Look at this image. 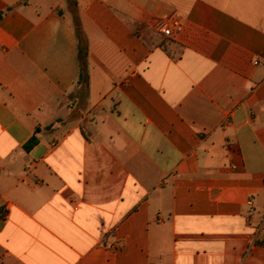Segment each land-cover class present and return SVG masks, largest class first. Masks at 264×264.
<instances>
[{"label": "crops", "instance_id": "0c3cea01", "mask_svg": "<svg viewBox=\"0 0 264 264\" xmlns=\"http://www.w3.org/2000/svg\"><path fill=\"white\" fill-rule=\"evenodd\" d=\"M68 11L0 0V264H264V0H76L85 91Z\"/></svg>", "mask_w": 264, "mask_h": 264}, {"label": "trees", "instance_id": "16d2710c", "mask_svg": "<svg viewBox=\"0 0 264 264\" xmlns=\"http://www.w3.org/2000/svg\"><path fill=\"white\" fill-rule=\"evenodd\" d=\"M69 9L73 13V25L75 28V32L79 39V52H78V59H79V66H80V75L77 81V85L82 91H85L88 85V73H87V39L86 36L81 28L80 21L78 15L76 13V0H68ZM1 16V15H0ZM37 142V137L33 135L29 141L25 144L24 149H30L34 144Z\"/></svg>", "mask_w": 264, "mask_h": 264}, {"label": "built area", "instance_id": "2783aa9c", "mask_svg": "<svg viewBox=\"0 0 264 264\" xmlns=\"http://www.w3.org/2000/svg\"><path fill=\"white\" fill-rule=\"evenodd\" d=\"M180 28H181V24L178 21L173 20L170 23L162 25L161 31L165 36H171L173 33V30L178 31L180 30ZM248 203H250V201Z\"/></svg>", "mask_w": 264, "mask_h": 264}, {"label": "rangeland", "instance_id": "374dc122", "mask_svg": "<svg viewBox=\"0 0 264 264\" xmlns=\"http://www.w3.org/2000/svg\"><path fill=\"white\" fill-rule=\"evenodd\" d=\"M68 16L70 17V18H72L73 17V13H72V11L69 9V11H68Z\"/></svg>", "mask_w": 264, "mask_h": 264}]
</instances>
